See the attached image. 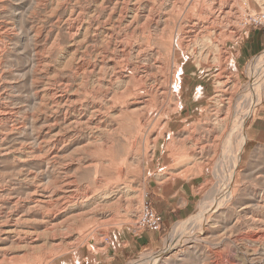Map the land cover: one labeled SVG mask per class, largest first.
<instances>
[{"label":"rangeland","instance_id":"obj_1","mask_svg":"<svg viewBox=\"0 0 264 264\" xmlns=\"http://www.w3.org/2000/svg\"><path fill=\"white\" fill-rule=\"evenodd\" d=\"M261 13L264 0H0V264H89L179 187L189 211L126 264H264V99L227 138L254 98L264 27L246 22Z\"/></svg>","mask_w":264,"mask_h":264},{"label":"crops","instance_id":"obj_2","mask_svg":"<svg viewBox=\"0 0 264 264\" xmlns=\"http://www.w3.org/2000/svg\"><path fill=\"white\" fill-rule=\"evenodd\" d=\"M261 36L250 35L245 47L258 49L260 47ZM156 195L153 204L162 209L161 215L157 212L163 226L166 227L175 218H181L190 209V201L182 198L181 188L174 189L173 194L165 190V196ZM186 202L183 203L184 200ZM156 200V201H155ZM160 232L155 233L150 229H142L138 233L118 232L109 238L107 244L103 246L105 252H97L89 264H126L130 258L142 250L158 248L161 245Z\"/></svg>","mask_w":264,"mask_h":264},{"label":"bare ground","instance_id":"obj_3","mask_svg":"<svg viewBox=\"0 0 264 264\" xmlns=\"http://www.w3.org/2000/svg\"><path fill=\"white\" fill-rule=\"evenodd\" d=\"M192 13V12H191ZM257 62V65L256 67H253L251 68L252 70V73L253 75L255 76L254 77V82H255V88L254 90H252L251 92L253 93V100L250 102L249 106L247 107V110H244L240 113V116L238 117L237 115V120L235 121V125L233 127L232 130H230V134L227 136L228 138V141L229 143L234 140V137L237 136L238 139H243L246 137V131H245V125H246V122L247 120L253 115L254 113V109H256L255 107H257L259 104L262 103L263 99H264V60H263V57H260L258 60H256ZM255 63V62H254ZM251 89V88H250ZM251 94V93H250ZM250 96V95H249ZM249 99V98H248ZM219 101V100H218ZM248 101V100H247ZM250 101V100H249ZM232 105V104H231ZM240 105V104H239ZM238 105V106H239ZM245 105V104H244ZM248 105V104H247ZM237 112V111H236ZM239 113V112H238ZM236 139V138H235ZM241 151H242V148L239 150H237L236 153H232L231 151V155L229 154V160H231V163H232V169H233V174H234V177L230 176V174L228 176H230L231 180L232 178H235V173H236V170L238 169V165H239V162H240V158H241ZM226 177V175H225ZM227 180V179H226ZM229 180V179H228ZM228 180H227V185H228ZM230 180V181H231ZM225 181V180H224ZM225 183V184H226ZM230 184V183H229ZM226 185V186H227ZM230 186V185H228ZM227 188V187H226ZM232 188V187H231ZM230 191V190H229ZM232 192V191H231ZM227 199V198H226ZM230 199V198H229ZM228 200V199H227ZM73 207V206H71ZM70 208V207H69ZM59 211V210H58ZM63 212V211H62ZM54 213V212H53ZM52 214V213H51ZM52 217V216H51ZM54 217V216H53ZM52 217V218H53ZM57 220V218H56ZM50 223H51V220H50ZM53 223V222H52ZM31 235V234H30ZM160 258V257H159ZM151 261H153L152 263L157 262L156 258L152 257V258H149ZM144 263V262H143ZM145 263H149V262H145Z\"/></svg>","mask_w":264,"mask_h":264},{"label":"built area","instance_id":"obj_4","mask_svg":"<svg viewBox=\"0 0 264 264\" xmlns=\"http://www.w3.org/2000/svg\"><path fill=\"white\" fill-rule=\"evenodd\" d=\"M246 23L249 26L264 27V13L258 15H250ZM138 225L141 229H150L155 233H158L162 230V219L148 201H145L143 204L141 218Z\"/></svg>","mask_w":264,"mask_h":264}]
</instances>
